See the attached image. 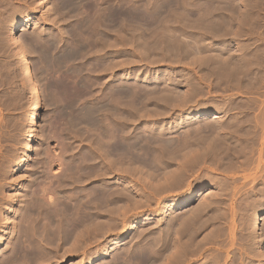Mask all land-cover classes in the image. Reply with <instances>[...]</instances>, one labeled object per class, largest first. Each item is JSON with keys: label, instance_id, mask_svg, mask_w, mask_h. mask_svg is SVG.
Instances as JSON below:
<instances>
[{"label": "rangeland", "instance_id": "rangeland-1", "mask_svg": "<svg viewBox=\"0 0 264 264\" xmlns=\"http://www.w3.org/2000/svg\"><path fill=\"white\" fill-rule=\"evenodd\" d=\"M41 1L0 0V169L4 168L7 171L0 194L11 197V195L23 191L22 185L26 183V180H23L22 176L29 174L38 152L42 149L48 148L52 156L59 155L64 141V118L66 120V112L71 108L74 114H80L79 117L87 109L96 108L100 102H108L109 105L103 109L108 121L113 119L116 124H128L127 126L132 127L133 131L144 128L148 136L153 138L152 141L148 142V145L150 144L152 147L154 145L161 146H156V151H151V157L166 155L165 151H168L166 150L168 146L166 147L162 143H165L168 137L175 140L184 134L182 132H184L183 123L185 119L183 120L181 115L188 111H195L200 107H211L213 111L226 114L224 116V129H227L230 121L234 120V116L240 111L250 112L247 113V117L249 116L248 118L251 120L253 117L252 123L258 120V127L264 126V6H262V0H82L80 2L79 0H74L75 2L69 0L77 4L78 8L75 7L74 3L69 2V5L68 0H48L40 3ZM88 2L92 4L91 7ZM117 2L120 3H118L120 7L126 6V9H129L135 16L132 21L133 24L131 23L134 26L132 28L135 30H133L135 35L133 34V42L130 48L126 47L124 41L122 42L119 38L114 45H111L110 42L106 41V43L100 40L96 34L91 36L86 32L88 22H83V17H90L89 24H92V27L87 29L93 28L95 33L99 29L102 31L110 29L113 26L109 24L110 27H108L106 19L102 18L104 16L102 15V19L100 16L101 14L106 15L111 9L115 10ZM97 13L101 14L98 16ZM23 18L28 20L18 33L23 41L19 47L20 44L16 43L11 34V26L15 21ZM229 20H233V22L229 23ZM222 22L223 24H221ZM216 24L224 26V28L221 27L222 29L217 32V30L215 31ZM225 26L226 28L229 27L226 30L233 32L221 33L224 32ZM111 29L114 33L113 29L115 28ZM106 32L108 33L109 30ZM93 36L97 38L95 39ZM107 37L111 38L110 35ZM157 38L161 39V44L158 43ZM94 39L100 43H96ZM103 42L105 43L102 44ZM163 44L171 46H164ZM194 46H200L199 52L201 54L193 50ZM201 46L203 50H201ZM113 47L114 49H112ZM185 48L188 51L191 49V53H186ZM18 52H22L29 61L33 70L34 81L41 92L42 107L37 122V134L30 139L27 138V133L29 131L31 89L22 77V69L17 57ZM198 54H203V66L198 65L200 61ZM214 55H217V59L228 57L233 63H238L240 68L237 73L242 75L241 85L236 84L234 86L229 82L224 84V81L220 83L217 79L219 77L213 75L214 64L210 63L211 56L214 57ZM207 56L209 61H207ZM133 75H136L138 80H133ZM146 75H150L151 80L148 83H142ZM128 76L132 78L122 80V77ZM123 86H129L132 89L134 87L135 91L131 89L134 92L133 97L120 96ZM185 93L186 95L190 93L188 97L190 99L184 101L182 97ZM182 94L184 95L181 97ZM71 99H74L72 101L74 107L71 105L69 108L68 103ZM128 99L133 100L132 103L130 102L131 106L126 103ZM88 104L89 107L87 106L86 109L85 106ZM128 107L131 111L133 109L129 117L127 116V111H130ZM260 120L261 122H259ZM203 122L209 124L212 122V118L208 116L199 123L195 122V124L201 125L200 123H202L205 125ZM191 123L196 126L194 122ZM220 138L223 140V133H221ZM69 139H71L70 143L76 144L72 138ZM233 141L235 144L237 139L233 138ZM151 142L153 143L151 144ZM158 142H162L163 146ZM254 142H256L253 144L254 150L247 151V154L252 155L254 159V164H251L250 168L244 170L227 167L225 163L222 165L206 163L203 168H200L201 170L196 169L191 173L192 175L188 178L191 179L189 185L187 182L183 184L181 196H186L189 193L194 195V201L192 200L185 206H180L183 207L182 212L185 215L183 213L182 215L184 216L190 214L192 209L195 210V207L206 202L208 198V200L213 198L214 195L212 194L216 191L221 192L220 194L226 198L225 200L230 199L225 189L228 183H231L232 186H240L235 191V197L226 201V205H221L232 207V216L226 215L227 217L223 222L225 221L224 223L228 224V228L231 227L234 233L228 234L226 229L225 232L227 233L219 238L221 242H213L214 235L212 233L215 232L213 234H216L218 228L216 229L214 224L217 223L207 225L208 227L204 226L196 236V240L202 246L200 250L202 255H196L197 257H192L189 261L180 264H264V257L257 255L262 248L264 249L263 238H261L264 237L261 233H264V201L263 205H258L252 199L245 197L249 191L251 192V189L260 191L259 189L262 188L261 190L264 191V168L262 170L261 168L255 169V160L261 143L259 140ZM261 156L264 158V153ZM242 158L244 156H240V159ZM140 164L142 163L140 162ZM59 169V165L55 164L54 171ZM161 169H158L157 173V169L154 171L156 173L155 180L156 175L158 174L157 177L161 176L165 168ZM124 173H122L124 175H119L120 191L124 188L123 191L131 193L130 196L132 197L129 199L128 193H124L127 195L122 197L123 201L121 200L120 203H124L123 206L125 205L126 210L120 214L123 218L121 224L113 225L112 232L103 229L101 233H98L100 236L91 235V238L88 237L90 239H85L86 242H81L82 245H78L79 248L77 249L76 247L69 249L70 242L66 245L63 244V247L52 251V258H50L52 261H48L50 260L48 259L39 264H96L99 261L105 264V262L109 263L110 257H112L110 262L113 260L116 251L119 250V252L124 253L128 249H132L134 243L140 238L141 240H148L163 233V226L167 220V207L165 206L167 191L163 189L159 180H156L159 182L156 183L154 179H147L140 175V172L139 174L133 170L131 174H128V171H124ZM220 189L226 190L224 192L227 193L220 191ZM136 201L138 203H135ZM227 202L229 203L227 204ZM231 202L232 206L229 205ZM247 203L252 204L251 211L244 209V215L242 212H238L242 204L249 207ZM7 207H9V201L0 209L1 213L5 209L8 210V216L6 215L7 217L4 218L5 222H0V255L8 249L12 234L13 222L10 216L14 213L15 208ZM235 207H237V212L236 209L234 210ZM241 215L245 218L248 215L250 224L246 225L247 221ZM18 218L19 216H16V219ZM224 223L223 225H225ZM254 223L257 226H254ZM245 228L247 230L254 229V234L251 230L247 233ZM232 234L235 235L234 238H232ZM258 235L259 237H256ZM144 237L146 238L144 239ZM250 237H254L256 242H254V246L251 244L252 246L250 245L249 248L247 242L250 241ZM222 239L224 242L227 241L226 245L222 244ZM229 241L232 244L229 245ZM103 253H105L104 256L96 261L95 257L101 256ZM164 255L166 252L157 260L161 261L160 259ZM253 255L259 259H256L255 256L253 259ZM217 256L224 257L223 260L225 259L227 263L220 261L221 258ZM226 256L228 257L225 258ZM158 261H155L154 264H158ZM214 261L216 262L214 263Z\"/></svg>", "mask_w": 264, "mask_h": 264}, {"label": "bare ground", "instance_id": "bare-ground-1", "mask_svg": "<svg viewBox=\"0 0 264 264\" xmlns=\"http://www.w3.org/2000/svg\"><path fill=\"white\" fill-rule=\"evenodd\" d=\"M47 1L48 0H42L40 3L47 2ZM80 1L82 0H79V2ZM67 2L69 4L70 1L68 0ZM74 2L71 1L70 3H74ZM89 2L88 4L91 7L92 4ZM261 2H263L262 6H264V0H262ZM118 3L119 2L115 4L117 5L115 7L116 8L115 10L113 9L110 10V11L113 10L112 12L109 11L106 13V15L100 13L101 14L100 18L102 17V15L104 16L102 18L106 19L108 23V27L112 25L113 27H110V29L115 28L113 29V32L115 31L114 33H112V29L110 30L108 27H107L108 28L107 30H109L108 33L106 32L107 30L102 31L99 29V31L95 33L93 32L94 30H92L93 28H90V30L87 29L90 26L92 27V24H89V21L91 19L90 17H87V16L83 17V22L85 23L88 22L87 24L88 27L86 28V32H88V34H91V36L96 34L100 38V40H103L105 42L106 41L110 42L111 45H114L115 41L118 40L119 38L122 40V42L124 41L126 47L130 48L133 42V34L135 31L134 28H132L134 27L132 25L133 24L132 21L135 16H133V14L131 13L129 9H126V6L123 7L122 5L123 7L122 8L120 7V5H118ZM76 6L77 4H75V7ZM100 14H98V16ZM139 19L141 20L142 18L140 17ZM27 20L28 19H24V18L17 20L11 26V34L14 36L16 43L20 44L19 47H21L23 41L21 37H19L18 33L20 32L22 27L26 25ZM231 22H233V20L231 21L229 20V23ZM221 24H223V22ZM94 25L96 24L94 23ZM216 25L217 26L215 27V31L217 30V32H219L218 30L222 29L221 27L224 28V26H220L218 24ZM98 28H100V26ZM228 28H226L225 26V29H223L224 32H221V33L227 34L229 32L230 33L233 32V31L226 30ZM110 31H111V34H110ZM107 35H110L111 38L107 37ZM151 38H154V36L153 37L151 36ZM157 39L159 41L158 43H160L161 39L159 38ZM121 40H120V43H121ZM155 40H152V41L155 42ZM95 42L98 44L100 43L97 40H95ZM105 42H103L102 44H104ZM120 43L118 42L117 44L120 46ZM121 46H122V43H121ZM164 46H171V45L165 44ZM188 47L191 48L190 46ZM199 47L194 46L193 50L196 53H200ZM202 48L203 47L201 46V50H203ZM112 49H114V47ZM186 49L187 48H185V50ZM190 50L189 51L186 50L185 52L191 53ZM185 52L184 54H186ZM202 56L203 54L199 55L198 57V60H200L198 65L200 66L203 64V60H204ZM216 56L217 55H214L215 58L211 56V60L208 58V56L206 57L208 58L207 61L210 60V63L214 64V67L212 70L214 73L213 75L215 77H219L217 79H219L220 83L221 81L222 82L224 81L223 82L224 84L225 82L227 83L229 82L230 84H233L234 86H236V84H240L242 75L241 73L240 74L237 73L239 71L238 69L240 68L237 65L238 63L237 64L233 63L232 60H229L230 58L228 59V57L225 59H222V58L217 59ZM17 57H18L20 67L22 69L21 71L22 77L25 80L26 84L31 89V103L29 106V110H30L29 131L27 133V138L30 139V138H33L37 134V122H38L39 115H40V109L42 107L41 92H40L39 87L34 81L35 78L33 76L34 75L33 70L30 67L29 61L24 57L22 52H18ZM133 76H134L133 80L135 81L138 80L136 75H133ZM129 78H132V77L131 76H128L126 78L122 77V80L123 79L126 80ZM150 78H151L150 75H146L144 79L142 80V83H148L151 80ZM131 89L132 88H130L129 86H125V87L123 86L120 91L121 93L120 96H124L126 98L127 97L129 98L130 96L133 97L134 92H132V90H134V87L132 90ZM183 95L184 94H182L181 97ZM189 95H186L185 93L182 99L184 101L190 99L188 98ZM72 101H74V99L73 100L71 99L70 102L68 103L69 108L71 107V105L73 106L74 104V102ZM128 101L126 103L130 104L131 106V103L133 100L128 99ZM108 105H109L108 102H105V101L100 102V104L97 105L98 107L97 106L96 108L92 107V110H91V109H87V106L89 107V104H88L85 106L87 110L85 109L86 111L84 112V114L79 117L78 115L80 114L78 115H76L77 113L74 114L73 111H71L72 108L69 109L67 107L69 110L67 109L68 111L66 112V115H65L66 120L64 118V125H65L64 130H63L64 141L62 143L59 155L56 154L52 156L50 155L48 148L42 149L40 152H38L37 158L34 160L35 162H33L32 167L30 168L29 166L30 172L27 175L29 178L26 175H25L26 177L22 176L23 180H26V183L22 185L23 191H19L16 195H13V196L11 195V197L10 196L7 197L4 194L3 195L0 194V209L3 208L6 202L8 201H9V207L7 208H13V207L15 208L14 213L10 216V219L13 222L10 243L8 242L9 243L8 249L4 251L2 255H0V264H39L41 262L44 263L43 261H46L52 258V254H51L52 251L59 249V247L60 248L63 247V244L66 245V243L69 244L70 242L69 249L73 247L74 248L76 247L77 249L79 248L77 246L80 245L81 242H84L85 239H87L91 235H93L94 237L96 235L100 236V234L98 233L99 232L101 233L102 232L101 230L103 229L104 231L112 232L113 231L112 228L114 227L113 225L121 224V219L123 218H122V215L120 214L123 210L124 211L126 210L125 205L123 206L124 203L123 204L120 203L121 200L123 201L122 197H125V195H127V194L124 195V193L129 194V192L123 191L124 188L121 189L123 192L120 191L119 175H124L125 174L124 171H128L129 172L128 174H131V172H133L134 170L136 171V173L140 172L141 174L140 173L139 174L147 179L152 178L155 180V174L157 173L158 169L162 170L161 168H165L163 170V173H161V176L157 177L158 174L156 175V180H159V182L163 185L162 186L163 189L167 191L166 200H165L166 202L165 206L167 207V220H166L165 225L164 226L162 225L164 229L162 234H158V236L154 238H149L148 240L147 239L141 240V238L137 242L135 240L136 243H134V247L132 248V246H130L132 249H128V250L126 249L127 251H125L124 253L119 252V250L116 251L115 253L112 251L114 253L113 260L110 262V260L112 259V257H110L109 263L105 262V264H131V263L132 264H154L155 261H158L157 260L158 258H161V256H163L164 252H166V255H164V257L160 259L161 261L157 262L158 264L159 262H161L160 264H180L181 262H184L187 260L189 261V259H192V257H197L196 255L198 256L202 255V252L200 251L202 249V246L196 240V236L203 229L204 226L217 223L214 225L216 229L218 228V230L216 231V234H213L215 232L212 233V235H214V237L212 236L213 242H217V241L221 242V239L219 240V238L225 235L227 232L228 234L234 233L232 232L233 229L231 227H230L231 229L228 228L227 226L228 224L226 225L224 223L225 221L223 222V220H225L228 215L232 216V212H233L232 207H228V205L226 207L221 206V205H226L225 204L226 201L233 199V197H235V191L240 185L237 187V186L230 185L231 183H228L229 185L227 184V188L229 186L230 187L232 186L231 188L230 187L228 188L229 190L225 188L229 195V197L228 196L226 197L230 198V199L227 198L228 200H225L226 198L222 194H220L221 192H218V191L214 192L213 190L214 192L213 193L211 191L213 193L212 195H214V197L216 198L214 199L213 197L210 200H208L209 199L208 198L207 199L208 202L206 201V202H203L202 204H199L197 207H195V210L192 209L190 211L191 212L190 214H186L187 216H184L185 214L182 212L183 207L181 208L180 206H185L189 204L192 200L194 201V195L192 193H189L186 196L182 197L181 194L183 193V191H181V188L183 184H186V182L189 185L191 183V179H188V178L190 175H192L191 173H193V171H195L196 169L203 168L204 165H206V163L207 164L215 163V165H222L225 163L227 167L242 168L245 170L251 164H254L253 163L254 159L252 158V155L250 156L247 153L249 151L254 150L253 144L256 143L254 141H257V140L260 141L261 147H259V151L257 152L258 155H257V159L255 160L256 161L255 169L258 170L259 168H261L262 170V168H264L263 167L264 158L261 156L262 153H264V126L262 128L260 126L261 128V131H260V128L257 125L258 120L253 121L252 123L253 117H252V120L248 118L249 116L247 117L248 111H240L237 115L234 116V120L231 119L232 121H230L231 123L229 122L230 124L228 125L227 129H224V125H223L224 116H226V114L224 115V113L220 111L219 112L213 111L211 107H200L196 109L195 111H188L185 114L181 115L183 120L185 119V122L183 123L184 132H182V134L183 133L184 134L180 138L172 140L171 139L172 137H168L169 139L167 138L165 140V143L161 142L162 144H165L164 146L166 147L168 146L167 147L168 149H166L165 147V149L168 150L167 152L165 151L166 155L165 156L158 155L159 157H151L152 152L155 149H157V147H161V146L156 145L157 146L156 147L154 145V147H152V145L150 144L148 145V142L152 141L153 138L152 136H148L147 131L144 128H142L143 130L133 131L132 127L127 126L128 124L127 125L123 123L122 125L116 124L115 122H113L114 121L113 119H111L112 121L111 120L108 121L107 115L104 114L103 112V109H105L106 106ZM94 109L95 111H93ZM132 111L131 109L130 111L129 110L127 111L128 117L130 114H132ZM208 116L212 118L211 123L205 124V122H203L205 125H203L202 123H200L201 125L195 124V122L199 123L201 120H203L204 118ZM254 117H257V116H254ZM258 118L259 117H257V119ZM191 122H194L196 126H193ZM259 122H261V120ZM221 133L224 134L223 140H221L222 138H220ZM69 138H72V141L73 140L76 141V144L74 143L73 145V143H70L71 139ZM233 138L237 139L235 144L233 143L234 142ZM152 143L153 142H151V144ZM240 156H244V158L240 159ZM140 162L142 164H140ZM55 164L59 165L60 169L58 171L57 170L54 171ZM155 170H156V173L154 172ZM6 172L7 171L4 168L0 169V189L2 188L1 186L3 185V181L6 178ZM157 182L158 181H156V183ZM261 189H259L260 191H257L258 189L257 190L251 189V192L248 190L249 193H247L246 191L247 195L245 197H247L248 199H252L258 205H263L264 191ZM220 191H223V190L220 189ZM227 192H224V193H227ZM131 197L132 196H130L129 199ZM126 198L128 199L127 196ZM124 201H126L125 198H124ZM135 203H138V202L136 201ZM228 203L229 202H227V204ZM245 204L240 205L241 206L240 208L238 207L239 211L236 209L237 207H235L234 210L236 209L235 210L236 212L237 211L242 212L243 215L245 214L243 211L244 209L245 211L246 209L247 211L248 209H250L251 211V208L253 207L251 206L252 204L249 205L247 203L249 207L244 206ZM229 205L232 206V202ZM7 213H8L7 209L3 210L2 213L0 212V222L1 221L5 222L4 218L8 216ZM182 213L184 215H182ZM243 215H241V217ZM16 216H19V218L16 219ZM248 217H249L248 215H247V218L244 217V220L246 219L245 221H247L246 225L250 224V220ZM223 223L225 225H223ZM230 223L232 224V222ZM243 224H241V226H244ZM254 226H257L256 223H254ZM226 229H227V232H225ZM241 229L243 228L241 227ZM245 229L247 230V228ZM258 229H259V226H258ZM250 230L252 231V234H254V231H253L254 229L253 230L250 229ZM250 230H247V233ZM247 233L245 234L246 236H247ZM261 233H262V236H264V233L263 232ZM234 236L235 235H233L232 238H234ZM256 237H259V235ZM145 238L146 237H144V239ZM253 238L250 237V241L248 240L249 242H247V245H249V248L252 246L251 244H253L254 246V242H256L254 241ZM261 238H263L262 241L264 242V237H261ZM246 240H247V237H246ZM257 240H259V238H257ZM222 242H223L222 244L226 245L227 241L224 242V240L222 239ZM230 244H232V242L229 241V245ZM253 250L256 251V249H253ZM54 252L53 254H55ZM250 253L252 255V252ZM104 254L105 253H103L101 256H96L95 260L96 261L99 260L101 257L104 256ZM257 255L259 257L260 256L264 257V249L262 248L261 251ZM228 256H226L225 258H227ZM247 256L249 257V255ZM254 256L255 255H253L252 257ZM217 257L219 258L220 256H217ZM255 257L253 259H255ZM223 258H221L222 260L220 259V261L227 263V261L225 259L223 260ZM256 259H259V258L256 257ZM216 260H219V259H216ZM48 261H52V260L50 259ZM229 261L228 263L231 262ZM100 262L101 261H99V263H96V264H103ZM215 262L216 261H214V263Z\"/></svg>", "mask_w": 264, "mask_h": 264}]
</instances>
